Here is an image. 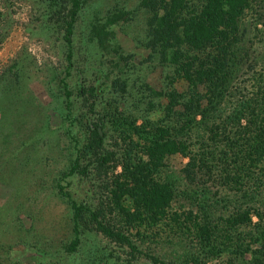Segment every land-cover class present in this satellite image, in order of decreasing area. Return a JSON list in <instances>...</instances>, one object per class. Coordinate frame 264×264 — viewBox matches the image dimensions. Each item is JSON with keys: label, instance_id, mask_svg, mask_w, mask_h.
Listing matches in <instances>:
<instances>
[{"label": "trees", "instance_id": "obj_1", "mask_svg": "<svg viewBox=\"0 0 264 264\" xmlns=\"http://www.w3.org/2000/svg\"><path fill=\"white\" fill-rule=\"evenodd\" d=\"M95 1H45L67 46L60 83L73 141L64 175L87 188L80 201L57 184L71 205L68 252L100 235L130 250V264L136 254L155 264H264V0H136L133 9ZM141 12L134 43L147 56L137 64L117 34L129 36ZM85 48L95 53L81 64ZM107 56L108 71L94 65ZM145 65L162 67V88L141 76ZM177 156L188 159L180 170ZM182 236L192 245L180 262L149 247Z\"/></svg>", "mask_w": 264, "mask_h": 264}, {"label": "rangeland", "instance_id": "obj_2", "mask_svg": "<svg viewBox=\"0 0 264 264\" xmlns=\"http://www.w3.org/2000/svg\"><path fill=\"white\" fill-rule=\"evenodd\" d=\"M45 1L0 0V105L7 110L6 114L0 110V128L4 131L0 147L1 140L7 141L0 148V264H112L106 257L110 252L121 257L120 261L114 259V264H130L131 257L127 254L130 250L121 249L100 235L89 237L74 254L67 250L74 239L71 205L57 184L80 201L85 200L87 188L64 175L69 164L67 149L73 141L67 133L70 123L65 117L60 83L68 65L67 46L64 31L49 22L51 14ZM116 1L121 5L126 2L132 9L137 5L136 0H98L91 4L102 3L106 7ZM92 12L89 9L83 12L78 22L75 36L78 51L83 48L84 26ZM142 19L141 12L133 26L125 28L130 37L117 34L124 52L137 56V64L142 55L147 56L134 43L143 34ZM93 53L94 50L89 54L85 48L77 60L85 64ZM109 58L96 60L94 65L108 71ZM149 66L140 67L141 76L156 89L162 88L164 70L161 66ZM79 68L76 65L68 79L74 89ZM116 76L117 71L110 79ZM18 82L20 85H16ZM40 103L45 106L50 103L52 109ZM187 162L180 156L171 159L177 170ZM191 240L182 236L146 246L161 259L178 257L180 262L184 249L191 247ZM135 256L132 264H155L143 254Z\"/></svg>", "mask_w": 264, "mask_h": 264}]
</instances>
